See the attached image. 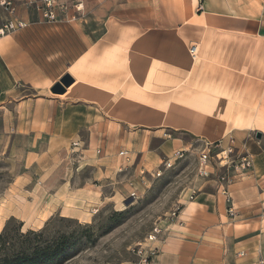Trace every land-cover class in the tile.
I'll use <instances>...</instances> for the list:
<instances>
[{"label": "crops", "instance_id": "0c3cea01", "mask_svg": "<svg viewBox=\"0 0 264 264\" xmlns=\"http://www.w3.org/2000/svg\"><path fill=\"white\" fill-rule=\"evenodd\" d=\"M60 1H74L66 17L103 16L102 33L82 50L51 46V31L37 27L0 38V116L8 127L35 142L46 138L47 152L77 142L73 152L96 155L79 156L57 195L112 204L156 156L191 146L180 135L223 148L232 140L253 160L230 188L234 217L205 183L154 243L152 264H264V9L235 14L223 9L225 0ZM17 6L13 16L0 13V24L30 20ZM65 75L72 85L51 94ZM117 150L130 152L129 163ZM132 152L140 158L130 165Z\"/></svg>", "mask_w": 264, "mask_h": 264}, {"label": "rangeland", "instance_id": "374dc122", "mask_svg": "<svg viewBox=\"0 0 264 264\" xmlns=\"http://www.w3.org/2000/svg\"><path fill=\"white\" fill-rule=\"evenodd\" d=\"M2 1L12 3V16L17 11V3L21 2L22 9L27 10L30 15L24 30L37 27L51 31V46L59 44L67 53L82 50L104 29L103 16L95 17L84 12L83 16L63 22L65 14H62L55 23H47L37 16L35 3L40 0H0ZM56 1L66 5L69 15L74 14V1ZM225 1L227 5L223 9L235 14L252 13V8L259 13L264 9V5H250L251 0ZM200 6L199 3L198 7ZM0 13L9 15L1 6ZM58 30L68 33L63 38L60 35V38H56L53 32ZM19 32L21 31L8 35ZM6 123L0 116V233L6 224L10 236L16 235L17 231L21 234L28 231L41 233L39 238L30 236L19 239L18 243L21 242L20 245H26L29 249L45 245L61 234L72 235L76 246H73V252L62 264H135L138 247L152 245L147 238L154 228H159L164 233L165 227L171 222V215L176 209L181 210L182 203L189 200L192 192L204 188L208 182H213L217 187L214 183L215 175L205 179L198 177L196 173V157L203 142L180 135L191 146L184 148L189 151L170 169L163 171L159 177H151L160 162L166 158L158 155L155 157L157 163L152 168L140 169L136 179L138 183L128 181L125 190L119 193L114 203L86 206L76 197H60L55 188L61 181L60 176H67L69 179L74 177L79 156L82 155V158H86L84 161L89 162L96 156L95 153L81 151L85 147L73 152L71 144L67 148L47 152L46 138L42 137L35 142L32 135L15 133L8 127L10 124ZM157 145L158 142H153L149 150ZM119 151H116V155L124 161L125 158L118 155ZM236 151L233 157H236ZM45 153L48 157L44 156ZM90 155L92 157L89 159ZM132 155L134 159L130 165L139 162L140 158L134 152L131 157ZM83 176L88 178L89 171ZM17 247L19 246L15 248Z\"/></svg>", "mask_w": 264, "mask_h": 264}, {"label": "built area", "instance_id": "2783aa9c", "mask_svg": "<svg viewBox=\"0 0 264 264\" xmlns=\"http://www.w3.org/2000/svg\"><path fill=\"white\" fill-rule=\"evenodd\" d=\"M0 6L5 11L12 15L14 13V7L11 2H0ZM36 12L40 17L47 23H55L57 18L62 17L65 14L67 7L64 3L57 2L56 0H40L35 3ZM201 9V6L199 7ZM76 11H79L76 6ZM75 17H62L63 22H70ZM27 22L22 19H10L0 24V38L4 37L15 31H22L27 27ZM189 53L192 58L197 53V47L191 45L189 47ZM73 149L78 147L77 142L71 143ZM235 147L233 141H229V145L223 148L221 142L209 143L203 142L202 148L198 150L197 168L196 173L200 178H210L215 175L214 183L216 184L217 192L224 197L226 203V213L229 217H234V209L232 204V198L230 194V188L235 184L236 180L244 176L247 172L252 170L253 160L252 157L247 154H238L233 157L235 153ZM188 149L178 150L172 153L170 157H166L165 160L161 161L156 170L151 174L152 178L159 177L163 171L170 169L175 162L182 159L187 154ZM101 151L98 150L97 154ZM130 152L123 150L118 153L119 156L124 157L125 161L129 163ZM150 174L149 172H147ZM195 192H192L189 199H192ZM179 208L171 215V221L177 218L179 215ZM163 232L159 228H154L153 232L148 236L147 241L152 245L139 246L136 250L137 261L135 264H152L154 257L158 253V248L154 246V243L159 240L160 234Z\"/></svg>", "mask_w": 264, "mask_h": 264}, {"label": "trees", "instance_id": "16d2710c", "mask_svg": "<svg viewBox=\"0 0 264 264\" xmlns=\"http://www.w3.org/2000/svg\"><path fill=\"white\" fill-rule=\"evenodd\" d=\"M15 234L9 235L7 224L0 233V264H62L76 246L74 236L61 234L45 245L29 249L26 245H20L19 239L30 236L39 238L41 233L28 231L21 234L17 231Z\"/></svg>", "mask_w": 264, "mask_h": 264}, {"label": "water", "instance_id": "95a60500", "mask_svg": "<svg viewBox=\"0 0 264 264\" xmlns=\"http://www.w3.org/2000/svg\"><path fill=\"white\" fill-rule=\"evenodd\" d=\"M72 83V78L69 75H65L51 87L50 92L55 95H62ZM256 138L260 139V135H256Z\"/></svg>", "mask_w": 264, "mask_h": 264}]
</instances>
